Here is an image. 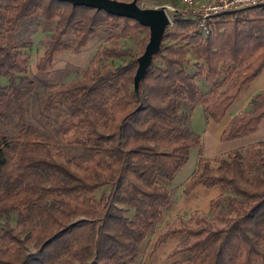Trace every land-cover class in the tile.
Masks as SVG:
<instances>
[{
  "label": "trees",
  "instance_id": "1",
  "mask_svg": "<svg viewBox=\"0 0 264 264\" xmlns=\"http://www.w3.org/2000/svg\"><path fill=\"white\" fill-rule=\"evenodd\" d=\"M36 14L53 22L40 72L54 54L77 52L98 28L108 40L137 38L134 48H99L100 60L78 76L45 86L39 111L58 115L47 130L28 121L34 84L11 40ZM197 22L171 14L136 97L132 76L146 27L65 1L0 0V264H143L148 237L176 196L169 182L189 148H200L188 125L192 109L218 122L264 66V3L210 16L207 34ZM262 119L264 90L232 116L220 141L248 136ZM262 148L256 141L216 161L197 157L181 193L218 185L222 194L205 215L222 225L186 227L196 212L177 218L186 231L167 257L184 256L171 264H264ZM174 233H159L151 252Z\"/></svg>",
  "mask_w": 264,
  "mask_h": 264
},
{
  "label": "rangeland",
  "instance_id": "2",
  "mask_svg": "<svg viewBox=\"0 0 264 264\" xmlns=\"http://www.w3.org/2000/svg\"><path fill=\"white\" fill-rule=\"evenodd\" d=\"M136 4L140 7H163L169 20L171 18V14L174 11H183V7L180 6L179 0H137ZM170 8H172V10H170ZM22 21L23 22H21V24L18 26L11 40L13 44L18 47L22 57L26 59L25 74L33 81L34 84V88L32 90L33 92L29 95L28 98V121L45 130L55 125L57 123L56 119L58 118V115H56L55 113L41 114V112L39 111V98L45 93V86L50 83L63 84L78 76L81 70L87 67L90 60H93L95 62L100 60L99 56L96 54V51L109 43L114 42L120 47L131 48H134L137 45V38L134 36L128 35L126 38L108 40L107 31L102 28H98L95 32V35L91 36L87 40L85 45L77 52L63 51L54 54L51 64L47 66L44 71L40 72L36 69V64L48 43L49 34L53 27V22H44L38 14ZM146 39L147 37L145 38L144 42H146ZM101 62L105 61L103 60ZM0 83L3 84L4 80L0 79ZM202 114L203 113L201 111L194 112L192 131L196 132L198 135L199 132L201 134V130L203 129V118L201 116ZM252 138L264 141V128H260ZM201 139L203 142L202 154H206L214 161H216V159L219 157H224L230 150H233L240 146L246 149L254 145V143L256 142H246L240 146H237V142L234 141L219 142L217 140L216 142L214 138L212 139V137H208L207 139L202 137ZM197 150V147L189 148L185 163L180 169H178V171L174 174L172 180L169 182L168 187H172L175 192H178V186L176 185H182L186 177L194 170L197 156L199 155ZM262 150L264 151V148H262ZM102 191L103 189H99L98 191H96L93 195V198L97 200ZM125 215L130 216L129 213H126ZM192 218L194 220L188 222V225L186 227H191L192 229H194L198 225H206L211 228H218L222 225L221 223L212 221V219L205 214L202 215L198 213L193 215ZM1 221L2 220H0V222ZM9 224L11 226H13L14 224L13 215L10 217ZM170 229H175L179 238L184 236V233L186 231V229L183 227V224L180 223L178 219L171 220L162 229H160V223H158L151 235L148 237V243L146 245L147 247L143 248V261H147L149 259V251L156 236L159 233Z\"/></svg>",
  "mask_w": 264,
  "mask_h": 264
},
{
  "label": "crops",
  "instance_id": "3",
  "mask_svg": "<svg viewBox=\"0 0 264 264\" xmlns=\"http://www.w3.org/2000/svg\"><path fill=\"white\" fill-rule=\"evenodd\" d=\"M262 90H264V67L255 78H253L250 82L246 83L240 88L234 100L227 107L220 121L213 122L208 117L203 116V114L201 115L203 118V129L201 130V134L199 132L200 148L197 150L199 154L198 156L210 158L206 154H202V137H204L205 139H207L208 137H212V139L214 138L216 142L217 140L219 142L234 141L237 142V146H240L246 142L249 143L251 141H260L252 137L260 128H264V119L259 122L257 129L248 136L226 141H220L219 137L231 117L237 112L246 108L249 99L254 94ZM199 111H201V109L197 105L192 109L188 122L189 128L191 130H193L192 125L194 121V112ZM185 181L183 182V184L185 183ZM183 184L176 185L178 186V192H175L176 196L172 205L163 214L162 220L160 222V229L164 228L166 224H168L171 220L177 219L179 217L185 219L191 216L194 212L200 213L202 215L206 214L209 209L210 201L222 194V189L218 185L206 187L204 185L197 184L187 195H184L181 193ZM178 240L179 236L177 233L167 235L163 239V241L154 249V251L151 252L150 249L149 259L147 261H143V264H171L172 261L182 259L184 256L182 252L176 253L172 258L168 259L167 257L171 250L176 246Z\"/></svg>",
  "mask_w": 264,
  "mask_h": 264
},
{
  "label": "water",
  "instance_id": "4",
  "mask_svg": "<svg viewBox=\"0 0 264 264\" xmlns=\"http://www.w3.org/2000/svg\"><path fill=\"white\" fill-rule=\"evenodd\" d=\"M72 6H86L95 10L129 18L139 25L146 27L147 39L141 53L135 58V70L132 76V89L138 97L139 82L146 72L153 55L159 50L164 29L169 20L163 7H140L136 0H59Z\"/></svg>",
  "mask_w": 264,
  "mask_h": 264
},
{
  "label": "built area",
  "instance_id": "5",
  "mask_svg": "<svg viewBox=\"0 0 264 264\" xmlns=\"http://www.w3.org/2000/svg\"><path fill=\"white\" fill-rule=\"evenodd\" d=\"M179 3L183 7L181 12L196 17L198 30L202 34H207L208 28L204 24V20L210 16L225 11L259 5L264 3V0H179Z\"/></svg>",
  "mask_w": 264,
  "mask_h": 264
}]
</instances>
